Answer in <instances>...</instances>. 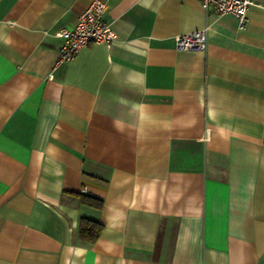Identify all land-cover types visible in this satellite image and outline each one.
Returning a JSON list of instances; mask_svg holds the SVG:
<instances>
[{
    "label": "crops",
    "instance_id": "0c3cea01",
    "mask_svg": "<svg viewBox=\"0 0 264 264\" xmlns=\"http://www.w3.org/2000/svg\"><path fill=\"white\" fill-rule=\"evenodd\" d=\"M93 1L0 0V264H264V0H99L115 42L59 62Z\"/></svg>",
    "mask_w": 264,
    "mask_h": 264
},
{
    "label": "built area",
    "instance_id": "2783aa9c",
    "mask_svg": "<svg viewBox=\"0 0 264 264\" xmlns=\"http://www.w3.org/2000/svg\"><path fill=\"white\" fill-rule=\"evenodd\" d=\"M255 0H200L205 12L217 16L233 15L243 27L246 21L248 6ZM107 5L99 0H94L80 14L76 24L60 33L62 43L59 48V62H69L83 49L101 44L110 48L117 38L116 32L106 22L105 14ZM175 48L178 51L205 52L207 47V27L180 34L174 38Z\"/></svg>",
    "mask_w": 264,
    "mask_h": 264
},
{
    "label": "trees",
    "instance_id": "16d2710c",
    "mask_svg": "<svg viewBox=\"0 0 264 264\" xmlns=\"http://www.w3.org/2000/svg\"><path fill=\"white\" fill-rule=\"evenodd\" d=\"M82 198L86 200L85 197ZM92 204L95 206H100L101 201L97 199H92ZM79 230L81 239L91 243L97 239L101 231V225L94 221L82 220Z\"/></svg>",
    "mask_w": 264,
    "mask_h": 264
}]
</instances>
